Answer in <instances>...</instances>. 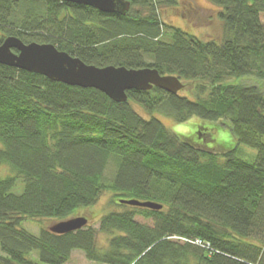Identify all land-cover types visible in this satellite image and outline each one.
<instances>
[{"label":"trees","instance_id":"obj_1","mask_svg":"<svg viewBox=\"0 0 264 264\" xmlns=\"http://www.w3.org/2000/svg\"><path fill=\"white\" fill-rule=\"evenodd\" d=\"M130 1L121 15L60 0H0V43L16 35L97 66L154 67L193 93L133 89L117 102L96 88L0 63V167L12 171L0 173V264H66L77 250L103 264H264V90L241 81L264 83V0H209L218 7L220 39L162 22L160 9L178 0ZM157 110L177 122H221L237 144L210 147L220 126L201 124L200 145L171 132ZM241 144L256 148V157L242 155ZM111 161L116 171L108 178ZM19 177L24 191L15 194ZM107 191L120 210L103 214L98 229L45 227L34 235L22 227L27 219H68ZM99 232L108 235L103 246ZM35 250L40 262L30 258Z\"/></svg>","mask_w":264,"mask_h":264},{"label":"water","instance_id":"obj_2","mask_svg":"<svg viewBox=\"0 0 264 264\" xmlns=\"http://www.w3.org/2000/svg\"><path fill=\"white\" fill-rule=\"evenodd\" d=\"M60 1L87 5L101 12L121 15H126L132 7L130 0ZM0 63L42 74L52 81L83 88H96L117 102H126L129 99L128 91L133 89L151 90L158 87L177 94L185 88V83L180 77L161 74L154 67L129 68L114 64L97 66L59 49L53 43L25 42L16 35L6 36L0 43ZM120 202L155 210L163 208V204L150 200L121 199ZM88 223L87 217L76 216L56 222L50 230L63 234L81 229Z\"/></svg>","mask_w":264,"mask_h":264},{"label":"rangeland","instance_id":"obj_3","mask_svg":"<svg viewBox=\"0 0 264 264\" xmlns=\"http://www.w3.org/2000/svg\"><path fill=\"white\" fill-rule=\"evenodd\" d=\"M217 9L218 7L211 3L209 0H178V3L175 6L161 8L159 14L162 22H164L169 27L182 28L186 32L195 34L202 39H220L223 35V25L217 17ZM261 18L264 23V13L262 14ZM165 30L166 32L164 38L165 40H170L171 29L165 28ZM241 81L248 84H257L264 90V83L253 76L243 77ZM187 89H183L180 93L193 97V93ZM136 109L144 117H150L144 112L142 108L136 106ZM154 115L159 118L171 132L176 133L182 137H194V140L199 142L200 145H204V142H200V139L196 135V132L199 130L201 124L205 125L207 128H215V125L220 126L219 129L215 128L217 129L216 131H214V139L216 141H210L208 143L210 147L216 145V148L219 149V151L223 152L225 148L230 149L237 144L236 139L232 135L231 128H229V126H226L225 124H222L221 122H202L203 120H201L197 116H193L186 122H177L167 112L161 110L155 111ZM206 139L210 140V136H206ZM216 142L222 145H218L216 144ZM241 149L243 150L241 153L245 157L254 156L255 158L257 155L256 148L241 144ZM115 171L116 163L115 161H111L106 170L107 177L112 178L115 174ZM0 173L2 176H6L8 174H12V171L10 170L9 166L4 164L0 167ZM23 191L24 180L22 177H19L14 188L12 189V192L15 194H20ZM111 196L112 193L110 191L104 192L99 201L94 206L90 208L80 207L69 218L76 216H85L88 218L89 224L98 229L99 221L103 214L108 213L112 210H120V207L110 204ZM137 219L141 222H148L152 224V221L147 220L142 216H138ZM58 221L60 220L56 218L27 219L23 221L22 227L34 235H40L42 228H50ZM107 240L108 235L101 232L98 233V242L101 246L106 244ZM0 254H3L1 246ZM30 258L34 261L40 262L39 253L37 250L31 253ZM66 264L103 263L90 261L86 258L85 254L82 251L77 250L73 252L71 259Z\"/></svg>","mask_w":264,"mask_h":264},{"label":"built area","instance_id":"obj_4","mask_svg":"<svg viewBox=\"0 0 264 264\" xmlns=\"http://www.w3.org/2000/svg\"><path fill=\"white\" fill-rule=\"evenodd\" d=\"M192 242H194V243H197V244H199V245H209V243H204L203 242V240L202 239H200V238H197V239H195V240H193Z\"/></svg>","mask_w":264,"mask_h":264}]
</instances>
